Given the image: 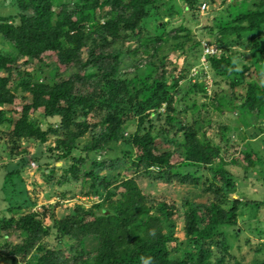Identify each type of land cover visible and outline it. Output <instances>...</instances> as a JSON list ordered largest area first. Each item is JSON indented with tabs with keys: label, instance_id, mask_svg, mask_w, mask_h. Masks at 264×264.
<instances>
[{
	"label": "rangeland",
	"instance_id": "rangeland-1",
	"mask_svg": "<svg viewBox=\"0 0 264 264\" xmlns=\"http://www.w3.org/2000/svg\"><path fill=\"white\" fill-rule=\"evenodd\" d=\"M17 1L0 0V18H6L15 25H19L21 14ZM234 1L245 3L248 9H253L252 4L259 2ZM234 1L215 0L211 3L210 0H199L192 8L184 0H160L161 17H154L157 15L153 14L146 20L147 36L152 38L160 33L163 35L164 29L158 28L163 20L168 22L164 26L166 37H173L179 29L188 30L194 41L200 42L201 53L198 48L187 51L191 42L183 49H173L169 39L170 43L158 55H154L151 48L146 52L141 47L135 57H132L125 52L137 48L139 40L126 38L125 32L120 33L122 39L108 48L110 52H124V65L120 72L136 74L138 79L152 72L156 61L153 76L162 80L168 86L170 96H173L172 107L176 109L179 131H171L165 122L166 115L171 113L167 103H162L156 112L153 109L146 112L149 116L144 129L153 127L152 135L155 137L157 153L173 152V162L183 160L186 156L183 129L191 127L192 122L197 120L199 138L209 142L211 148L218 151L212 164L183 161L168 175H160L156 167H133L130 162L111 166L108 158L119 157L123 150L132 149L127 140L130 132L125 133L126 139L111 144L108 150L88 155L81 150L66 153L51 136L46 142H40L36 137L13 141L10 132L20 118L21 107L29 104L31 97L18 90L14 92V103L0 106V221L5 216L19 218L36 214L42 225L49 229L48 235L34 246L25 262H15L3 255L0 256V264H34L35 257L40 256L45 248L59 250L65 254V258L74 256L78 245L61 236L53 227L54 223L80 211H92L97 216L117 215V210L112 206L124 201L126 189L122 184L131 179L144 199L147 213L142 216V220L158 218L162 231L169 237L167 248L172 256L182 259L189 254L192 255V261L196 262L198 240L190 242L187 238L185 221L188 216L194 215L198 228H204V206L214 199L209 191V166L217 164L222 165L234 184L228 203L239 200L241 205L235 225L212 229L215 235L204 264H264V113L257 115L246 110L242 104L244 88L232 90L228 85V78L216 75L212 70L209 62L212 56H204L205 45L215 46L219 49L217 57H231L235 67L244 72L246 83L264 85V25L255 33L246 34L239 45H230L219 34L218 20L222 15H227V19L233 18L235 11L232 9L224 13ZM204 4L205 10L202 9ZM55 6L58 9L59 3ZM107 11L97 9L96 19L103 23L101 16ZM84 30V35H87L91 28L88 25ZM92 39L80 50L83 60L87 58L88 48L93 46ZM0 53L12 57L17 55L12 44L1 35ZM21 61L19 65L22 64ZM54 65L51 59L43 56L40 61L34 60L25 68L34 75L36 82L44 83L54 77ZM16 72L17 69L13 71ZM61 72L62 77L67 78L77 74L78 70L71 68L64 71L62 68ZM0 76L7 74L0 71ZM16 80L13 74L11 87ZM175 83L176 86H173ZM200 85L204 88L203 92L198 88ZM132 86L138 88L139 83ZM195 86L196 93L190 94L189 90ZM94 88L88 82L76 83L74 93L86 96ZM29 120L41 132L56 128L54 121L48 119L42 108L31 112ZM96 122V119H90V123ZM131 129L135 130V127L131 126ZM87 143L88 136L80 141V147ZM251 154L252 160L248 161L246 156ZM89 161L96 162L95 166L92 167ZM73 168L79 171H74ZM89 171H92L93 176L85 179L84 172ZM10 172L11 175L4 183V176ZM23 238L18 229H0V254L3 253L4 244L19 245ZM222 240L225 241L226 249L218 245ZM38 246L44 249L36 248ZM98 246L99 240L95 235H88L83 239V248L90 255L96 252Z\"/></svg>",
	"mask_w": 264,
	"mask_h": 264
},
{
	"label": "trees",
	"instance_id": "trees-1",
	"mask_svg": "<svg viewBox=\"0 0 264 264\" xmlns=\"http://www.w3.org/2000/svg\"><path fill=\"white\" fill-rule=\"evenodd\" d=\"M184 1L192 8L199 2V0ZM214 1L210 0L211 3ZM17 2L21 12L19 25L6 18H0V35L12 44L17 53L15 57L0 53V71L7 74L0 76V106L14 103V92L18 90L28 93L31 102L20 109V118L14 123L10 132L13 141L36 137L40 142H46L51 136L66 153L81 150L88 155L108 150L111 144L126 139L125 133L130 132L127 140L132 149L123 150L119 157L108 158L111 166L130 162L133 167L144 166L147 169L156 167L160 175H168L183 161L193 164H212L218 151L211 148L209 142L199 138L197 120L192 122L191 127L187 126L183 129L185 130L183 148L186 153L183 160L173 162L175 156L173 152L157 153L155 137L152 135L153 127L144 129L149 116L146 112L151 109L156 112L162 103H167L171 113L166 115L165 122L170 126L171 131H179L175 117L176 109L172 107L173 96H170L168 86L153 76L156 61L154 70L144 78L138 79L136 74L120 72L124 65L122 60L124 52H110L108 49L111 44L122 39L120 33L125 32L126 38L139 40L137 48L125 52L132 57H135L141 47L146 52L151 48L154 55H158L170 43L169 39L173 49H183L191 42L192 45L187 51L198 48L201 53L200 42L194 41L188 30L179 29L173 37H166L164 26L168 22L163 20L158 24V28L164 29V34L160 33L152 38L147 36L146 20L153 14L157 15L154 17H161L160 0H67L65 2L18 0ZM57 3H59L58 9L55 6ZM246 7L245 3L234 1L224 13L232 9L235 11L233 18L227 19V15H222L218 20L219 34L230 45H239L246 34L255 33L264 25V0L254 2L253 9ZM97 9L108 10L101 16L103 23L96 19ZM88 25L91 31L84 35V29ZM91 38H93V46L88 48L87 58L83 60L80 50ZM43 56L54 62L56 71L53 78L38 83L34 80V75L25 67L34 60L40 61ZM20 60H22L21 65H19ZM209 62L216 75L228 78V85L232 90L244 88L242 104L246 110L257 115L264 113V85L246 83L244 72L235 67L229 56H213L209 58ZM62 68L64 71L75 68L78 73L63 78ZM16 69L17 72L13 73ZM13 74L17 80L11 87ZM84 82L94 85L93 91L86 96L75 94V84ZM135 83H139L138 88H133L132 85ZM173 86H176V83ZM196 87L190 89L189 93H196ZM198 88L201 92L204 91L202 85ZM216 102L221 104L220 101ZM39 108L44 109L48 119L54 121L55 129L41 132L30 122L29 114ZM91 118L96 119L97 122L90 123ZM131 126L135 127V130H132ZM86 136L88 143L80 147V141ZM251 157L252 154L247 155L246 159L251 161ZM89 162L92 167L96 164L94 161ZM209 167L211 173L209 191L214 199L204 206L202 220L204 228L202 230L198 228L194 215L188 216L185 221L187 238L190 242L198 240L196 262L192 261V255L188 252V256L182 259L172 256L167 248L169 237L162 231L158 218L142 220V216L147 213L144 199L131 179L122 184L126 189L123 195L124 201L112 206L117 210V215L97 216L92 211H80L76 215L67 216L54 223L53 227L61 236L75 241L78 245V251L74 256L65 258V254L59 250L38 246L36 248L44 250L40 256L35 257L34 264H143V260H149V264H204L215 235L212 229L217 226L235 225L241 205L239 200L228 203L234 184L222 165ZM73 170L79 171L76 168ZM11 173L4 176V183ZM92 174V171L84 172L85 179L92 177ZM8 228L18 229L24 237L19 245L2 246L3 253L1 252L0 256H9L15 262H25L34 250V246L49 232V229L37 219L36 214L19 218L5 216L0 221V229ZM88 235H95L99 240L98 249L93 255L86 253L83 248V239ZM218 243L226 249L224 240Z\"/></svg>",
	"mask_w": 264,
	"mask_h": 264
},
{
	"label": "built area",
	"instance_id": "built-area-1",
	"mask_svg": "<svg viewBox=\"0 0 264 264\" xmlns=\"http://www.w3.org/2000/svg\"><path fill=\"white\" fill-rule=\"evenodd\" d=\"M203 10L206 9V5L204 4L202 7ZM219 55V49L216 48L215 46H210V45H205L204 49V56H215L217 57Z\"/></svg>",
	"mask_w": 264,
	"mask_h": 264
},
{
	"label": "clouds",
	"instance_id": "clouds-1",
	"mask_svg": "<svg viewBox=\"0 0 264 264\" xmlns=\"http://www.w3.org/2000/svg\"><path fill=\"white\" fill-rule=\"evenodd\" d=\"M143 264H149V260H143Z\"/></svg>",
	"mask_w": 264,
	"mask_h": 264
}]
</instances>
